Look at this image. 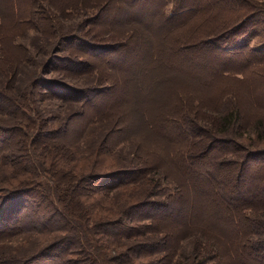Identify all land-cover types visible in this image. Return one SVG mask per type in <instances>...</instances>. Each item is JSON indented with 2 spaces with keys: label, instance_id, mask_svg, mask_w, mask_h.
<instances>
[{
  "label": "trees",
  "instance_id": "obj_1",
  "mask_svg": "<svg viewBox=\"0 0 264 264\" xmlns=\"http://www.w3.org/2000/svg\"><path fill=\"white\" fill-rule=\"evenodd\" d=\"M8 1L5 4L10 13L0 15V30L13 20L14 24H20L18 26H27L22 19L16 18V10L8 5ZM81 1L59 0L56 8L66 17V12L81 9ZM110 1L107 0L106 6ZM192 5V11L196 13L209 7L216 10L220 5H227L236 12V19L214 22L213 30L222 33L213 42L221 44L218 41L227 32L230 33L225 36L258 37L260 45L253 50L254 54L264 53V0H193ZM101 13L86 24L88 29L97 27L96 21ZM24 15H35L34 10L29 9V13ZM41 18H47L52 25L56 16L42 14ZM27 28L30 27L24 30ZM57 30L56 26L52 28L58 42L56 52L66 51L72 59L75 56L69 49H77L79 46H74L77 43L84 48H92L90 56H87L97 60L128 51L133 37L129 35L117 44L108 43L96 48L75 30L69 35ZM198 44L182 46L180 51L186 47L199 48ZM244 47L249 50L248 44ZM23 62L22 58L13 61L0 54V74L5 83L0 82V238L21 231L47 235L51 239L41 250L25 258L16 256L15 259L0 253V264H41L44 259H50L53 264H99L90 254L92 250L104 252L107 264H175L171 255L174 256L176 251L169 250L168 245L173 238L176 237L177 242L185 233L186 236L197 235L199 241L196 244L200 251L203 244L208 247L204 256L198 254L199 258H196L197 254L189 255L188 258L192 259L190 264H223L226 259L237 257H243L242 263L248 260L252 264H264V222L252 217L260 212L256 207L264 204V146L252 148L232 138L241 129V133L250 131L252 138L264 143L263 118L248 124L242 113L233 108L216 116L214 129L201 126L197 118H167L166 122L173 124L185 141L190 138V150L185 155L170 157L174 174L161 175L163 180L177 184L171 193L161 188L151 176L160 168L151 160H145L136 167L127 165L107 172L95 170L94 163L88 169L71 171L64 168L55 155L56 151H62L57 145L62 143L64 127L70 124L65 121L61 128H49L50 120L39 113L37 102L59 99L76 102L85 109V105L93 100L91 95L104 90L108 93L113 88L73 87L63 80L46 78L47 69L48 72L75 76L83 71L76 72L74 67L87 70L93 67L87 60H70L63 55L53 57L48 63L51 66L41 63L42 69L46 67L42 74L35 71L27 86L11 92ZM77 117L78 114L74 119ZM122 130L119 126L109 131L101 149L106 150L116 142V135ZM209 163L214 165L213 172L205 169ZM257 170L260 177L255 175L253 180H249ZM43 175L54 184L53 188L41 180ZM148 183L150 185L144 188ZM130 185L143 187L139 194L133 192L131 201L118 208L111 205L103 208L102 203L97 202L98 197L97 201L94 198L99 194L109 197L113 191ZM193 205L202 209L199 216L193 215ZM28 208L29 217L23 219L22 213ZM216 219L224 227L220 223L218 225ZM74 222L87 224L94 244L87 242L85 233ZM242 223L246 227L244 233L240 232ZM171 224H178L173 231L172 227L169 230ZM164 226L168 229L162 230Z\"/></svg>",
  "mask_w": 264,
  "mask_h": 264
},
{
  "label": "rangeland",
  "instance_id": "obj_2",
  "mask_svg": "<svg viewBox=\"0 0 264 264\" xmlns=\"http://www.w3.org/2000/svg\"><path fill=\"white\" fill-rule=\"evenodd\" d=\"M192 1L111 0L106 6L107 0H82L81 9L66 12V17L56 8L59 0L8 1V5H12V9L16 10V18L27 24L18 26L20 24H14L13 20V23L10 21V24H5L0 30V54L9 56L13 61L19 58L24 61L11 92H16L20 86H27L35 71L42 74L46 67L42 69L39 66L41 63L45 62L51 66L48 63L53 57L63 55L70 60H87L93 66L91 68L99 70L93 69L89 73L91 68L87 70L74 67V71L82 70V74L65 76L56 71L48 72L47 69L46 78L63 80L73 87L97 90L106 86L113 88L108 93L104 90L102 93L97 91L95 95H91L90 99L93 97V100L85 105V109L76 102L59 99L37 102L39 113L50 120L49 128H61L65 121L70 124L64 127L66 129L62 143L57 145L62 151H56L55 154L64 168L71 171L80 168L85 170L94 163L95 170L107 172L122 169L127 165L136 167L145 160H151L160 166L159 170L154 172L156 174L151 173V176L161 188H166L167 192L171 193L177 184L163 180L161 175L174 174L171 172L173 166L170 160L174 155H185L187 150H190V138L185 141L177 134V128L166 122L167 118H197L201 126L214 129L218 114L237 108L248 124L256 122L258 118L264 119V53L254 54L253 51L259 47L260 39L225 36L230 33L227 32L224 33L223 39L218 41L221 44L213 42L222 33L213 30V23L236 19V12L227 5H220L216 10L209 7L196 13L192 11ZM5 2L6 0H0V15L6 16L10 9ZM29 9H33L35 15H24L29 13ZM102 11L104 12L101 13ZM97 13H101L97 24H94L97 27L88 29L86 24ZM42 14L56 16L55 21L51 22L52 25L47 18H41ZM55 26L58 28L56 32L61 31L64 35H69L75 30L96 48L108 43L117 44L129 35H133L132 44L124 54L113 57L110 54L93 60L95 58L87 56H90L92 48H84L77 43L74 46L84 49L70 47V54L75 56L72 59L66 51L56 52L55 45L58 42L52 31ZM26 27L30 28L24 30ZM194 42L199 43V48L186 47L180 51V47ZM246 44L248 51L244 47ZM2 77L0 74V82L5 85ZM76 114L78 117L74 119ZM119 126L123 128V133H117V141L102 150V141L107 133ZM240 131L242 130L237 131L232 138L252 148L264 146V143L251 137L252 132ZM254 166H257L256 163ZM205 169L213 172L214 165L209 163L205 165ZM236 172L237 166L234 174ZM255 175L260 177L261 174L258 170L253 172L249 180H253ZM44 176L41 180L53 188L54 184ZM246 179L247 176L244 181ZM148 185L150 183L144 188ZM141 187L143 186L130 185L113 191L109 197L99 194L94 195V198L96 200L98 197L96 201L102 203L103 208L110 205L118 208L132 200L133 192L139 194ZM193 207V215L199 216L202 209L200 206ZM256 208L260 212L252 217L264 222V204ZM29 213V208L24 210L23 219L29 217ZM216 221L219 225L220 221ZM74 225L85 233L87 242L94 244L86 223L74 222ZM177 225L171 224L169 230L172 227L173 231ZM220 225L224 227L222 223ZM167 229L162 227V230ZM240 230L245 232L244 223ZM50 239L47 235L19 231L0 238V253L15 259L16 256L25 258L45 247ZM196 241L199 240L195 234H182L177 242L176 237L173 238L168 245L169 250L176 251L174 256L171 255L172 263L190 264L192 259L188 258L189 255L197 254L196 258H199L198 254L204 256L208 247L203 244L200 251ZM90 254L99 264H107L101 250H92ZM242 258L226 259L223 264H252L248 260L242 263ZM41 264L53 263L50 259H44Z\"/></svg>",
  "mask_w": 264,
  "mask_h": 264
}]
</instances>
